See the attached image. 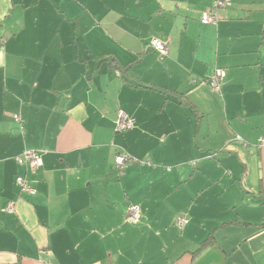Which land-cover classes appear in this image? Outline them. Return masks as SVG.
I'll list each match as a JSON object with an SVG mask.
<instances>
[{
	"label": "crops",
	"instance_id": "crops-1",
	"mask_svg": "<svg viewBox=\"0 0 264 264\" xmlns=\"http://www.w3.org/2000/svg\"><path fill=\"white\" fill-rule=\"evenodd\" d=\"M213 1L0 0V264H264V0Z\"/></svg>",
	"mask_w": 264,
	"mask_h": 264
},
{
	"label": "built area",
	"instance_id": "built-area-1",
	"mask_svg": "<svg viewBox=\"0 0 264 264\" xmlns=\"http://www.w3.org/2000/svg\"><path fill=\"white\" fill-rule=\"evenodd\" d=\"M223 1H218L215 3V7L222 4ZM201 21L203 24L209 25V24H216L218 22V15L216 13H213L212 11H205L202 13ZM151 45L154 47L156 52L161 56L164 57V55L167 54L168 51V44L166 42H161L157 39L153 40ZM226 77V72L222 69H215L213 76L210 78V86L213 91L217 93H221V86ZM16 120H20L19 116H14ZM134 127V121L131 120L125 113L119 112L118 118L115 125V133L116 134H123L125 132L130 131ZM240 139V137H238ZM260 144L264 146V138L260 140ZM133 160L129 153L122 149L119 156H116L115 164L116 167L119 170V173L121 175L124 174L125 170L127 169V161ZM17 164L19 165H26L31 170H36L44 165V161L42 156L37 151H26L23 156H19L15 159ZM147 164L151 165L150 162H147ZM15 182L17 186L20 188L21 192L27 193L30 195H34L36 193L35 188L32 186L30 181L25 178L24 176H17L15 179ZM6 210L8 212H12L14 210L13 203H10ZM140 207L137 205H129L127 212H126V218L127 221L130 223L137 224L140 219ZM187 224V219L182 216L178 220V226L180 228H183Z\"/></svg>",
	"mask_w": 264,
	"mask_h": 264
},
{
	"label": "trees",
	"instance_id": "trees-1",
	"mask_svg": "<svg viewBox=\"0 0 264 264\" xmlns=\"http://www.w3.org/2000/svg\"><path fill=\"white\" fill-rule=\"evenodd\" d=\"M218 1H222V0H214L213 2H212V4L210 5V7L208 8V10H206V11H212L213 13H216L217 15H218V13H220L221 11H226V10H229V9H232L233 8V2L231 1V0H226V1H223L222 2V4H220V5H218V6H216L215 7V3L216 2H218ZM202 17V16H201ZM200 21H201V18H200ZM201 23H202V21H201ZM203 24V23H202ZM206 25V24H205ZM1 41V40H0ZM159 41H161V42H166L167 44H168V51H167V54L166 55H164V57H161L162 59H167L168 57H169V41H164V40H160L159 39ZM150 46V49H152V51H154L155 53H157L156 52V50L154 49V47L150 44L149 45ZM158 54V53H157ZM158 56H160L159 54H158ZM216 69H221V68H216ZM222 70H224V69H222ZM214 71H215V69H214ZM214 73V72H213ZM224 82V81H223ZM207 83L208 84H210V78H209V81H207ZM223 84V83H222ZM122 150V149H121ZM121 150H120V152L118 153V154H116L115 155V158H114V167L117 169V171H118V175H120L121 176V174L119 173V170H118V168L116 167V164H115V159H116V156H119V154L121 153ZM132 163V161H127V168L129 167V165ZM138 206V205H137ZM126 220H127V218H126ZM140 220H141V212H140V219H139V221H138V223L140 222ZM127 222H129V221H127ZM130 223V222H129ZM137 223V224H138ZM187 223H188V221H187ZM131 224H135V223H131ZM136 225V224H135Z\"/></svg>",
	"mask_w": 264,
	"mask_h": 264
}]
</instances>
